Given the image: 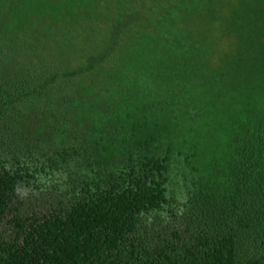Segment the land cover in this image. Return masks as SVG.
Wrapping results in <instances>:
<instances>
[{
  "label": "trees",
  "instance_id": "obj_1",
  "mask_svg": "<svg viewBox=\"0 0 264 264\" xmlns=\"http://www.w3.org/2000/svg\"><path fill=\"white\" fill-rule=\"evenodd\" d=\"M0 264H264V0H0Z\"/></svg>",
  "mask_w": 264,
  "mask_h": 264
}]
</instances>
